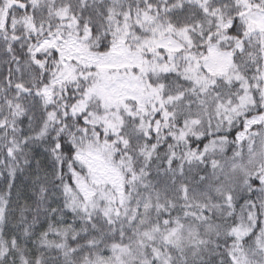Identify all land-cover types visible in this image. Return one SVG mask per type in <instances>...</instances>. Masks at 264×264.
Returning a JSON list of instances; mask_svg holds the SVG:
<instances>
[{"label": "snow or ice", "instance_id": "6c2138e0", "mask_svg": "<svg viewBox=\"0 0 264 264\" xmlns=\"http://www.w3.org/2000/svg\"><path fill=\"white\" fill-rule=\"evenodd\" d=\"M0 264H264V0H0Z\"/></svg>", "mask_w": 264, "mask_h": 264}]
</instances>
